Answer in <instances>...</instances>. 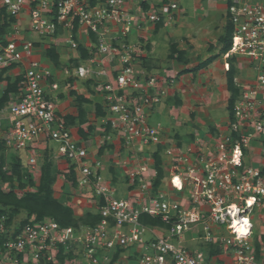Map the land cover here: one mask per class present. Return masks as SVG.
Returning a JSON list of instances; mask_svg holds the SVG:
<instances>
[{
  "label": "built area",
  "instance_id": "2783aa9c",
  "mask_svg": "<svg viewBox=\"0 0 264 264\" xmlns=\"http://www.w3.org/2000/svg\"><path fill=\"white\" fill-rule=\"evenodd\" d=\"M90 1L0 0V76L20 70L16 93L0 109V140L7 150L29 154L25 168L32 176L38 171L32 145L40 138L56 144V155L67 162L77 187L96 200L100 217L90 227H61L45 218L20 229L6 227L1 218L0 264H59V249L71 254L63 264H260L252 217L264 211V167L248 158L252 143L264 140V4L231 0L226 9L232 26L228 55L242 57L254 71L251 81L235 83L239 95L230 135L218 136V149L209 155L166 149L164 177L154 189L156 170L135 154L161 145L162 126L150 121L166 98L165 81L137 75L128 37L147 23L171 20L178 5L152 12L140 4L129 8L127 0ZM81 28L88 57L63 73L90 82L103 97L109 130L127 155L125 161L117 156L116 164L132 166L126 173L128 196H119L102 174L103 160L90 161L50 97L59 81L39 49L63 44L76 52ZM142 216L162 226H145Z\"/></svg>",
  "mask_w": 264,
  "mask_h": 264
},
{
  "label": "crops",
  "instance_id": "0c3cea01",
  "mask_svg": "<svg viewBox=\"0 0 264 264\" xmlns=\"http://www.w3.org/2000/svg\"><path fill=\"white\" fill-rule=\"evenodd\" d=\"M252 1L264 4V0ZM142 3L147 7L146 10H158L160 7L164 9L172 3L178 5V10L170 14L171 20L165 18L161 20V25L158 29V23H147L139 31H135L133 35L128 37L129 43L134 46L136 51L137 55L135 57H140L141 60L145 58L147 61V65L139 63L141 67L152 73L155 77L161 78L163 82L165 81L163 90L166 92V98L158 106V112L154 114L159 117L160 123L164 125L162 132L167 136V141L161 143L160 159L163 163L166 160V149L180 150L184 148V144L187 143L185 137H183L185 134H189V132L195 135L196 133L199 134L200 130L205 128L203 121L211 122V117L217 115L218 103L226 102L227 106L230 94L226 89L224 75L218 73L219 67L222 66L223 62V56L220 54L221 45L218 44V39L222 36L224 30L227 0H193L187 9H183L178 0H127L126 5L129 8H135L137 4L142 6ZM144 6H142L143 9ZM172 21L173 23H170ZM167 27H170L172 31L168 32ZM81 31L79 43L84 47V42L88 40V37L84 33L83 28H81ZM171 40L173 43H171ZM135 44L139 45L136 46ZM170 44L171 47L175 46L177 52L184 53L183 59L185 63L181 64L176 59H168L171 47L169 52L167 51L168 48H166L165 53L162 50L159 51ZM52 47H54L59 57V67L53 66L51 62L44 58L45 48L41 47L39 52L43 63L55 70V75L59 81V90L50 95L53 98L56 113L64 121H66L65 119L68 120L67 125L74 140L79 145L85 146L88 149L89 147L91 148L93 152L89 153L88 151L90 161L101 159L105 162L102 174L117 190L118 195L128 196L130 189L127 185L126 173L131 170L132 166L123 168V166L116 164L117 156L119 157L123 151L122 142L118 136H114L110 130H107V116L104 112L103 97L94 92L90 82L75 79L72 74H64L63 70L65 68L69 69L70 62L65 64L61 61L62 53L59 51L63 49V44L52 45ZM76 58L77 51L72 54V59ZM208 59L212 60L208 65L197 70L196 77L198 80H193L194 73L192 70L199 67ZM135 64L136 66L138 65L137 62ZM19 71L18 68L7 70L6 76L0 78V84L7 85L8 82L10 84L16 82L18 78H15V76ZM169 80L172 81L171 85L169 84ZM236 80L240 82L241 78L234 79L235 83ZM46 91L48 94L50 93L49 88H46ZM77 99L85 100V102L79 106ZM180 104L182 105L180 106ZM182 108L186 110V113L190 111L194 112L192 117L194 115L199 116L201 122L197 128L193 124L187 125L185 121L182 124L178 123ZM80 111L84 113V116L79 114ZM153 117L152 115L151 120ZM185 126H188V128ZM212 126L216 128L215 134H221L220 127H216V125ZM221 127L225 128L226 125L222 124ZM184 128L187 131L182 130ZM107 134H111V141L109 142L104 141V137ZM171 134L175 143L169 142L168 136ZM209 134L204 136L208 137L210 136ZM195 135H192L194 136L192 137L193 139L196 137ZM178 138H182V140L180 141ZM180 142H182L183 147L180 145ZM54 145L56 146V144L45 138H40L32 145L38 167L37 173L33 176L38 177L39 180L42 165L45 161H50V174L54 177V183L51 187L53 197L63 205L70 207L75 218H77L76 215L84 216L87 213L98 215L96 200L91 194L88 191L80 190L69 182L71 173L68 169V164L63 158L58 157L53 152ZM157 147H142L135 156L139 162L143 160L147 161V159H150L147 156L152 150L157 149ZM252 150L250 160L248 161L249 164L256 167H264V142L262 140L254 141L252 143ZM261 153L263 156H259L258 161H253V158H256L255 156L258 157ZM13 154L17 155L15 152ZM25 154V159L21 160L18 157L23 171H26L25 165L27 157H29L28 153ZM254 163L256 164L254 165ZM163 188L165 189L166 185ZM259 217V219L264 220L262 216ZM254 219L255 215L252 217L253 224ZM256 242L258 241L256 240ZM259 242L264 244L260 238Z\"/></svg>",
  "mask_w": 264,
  "mask_h": 264
},
{
  "label": "trees",
  "instance_id": "16d2710c",
  "mask_svg": "<svg viewBox=\"0 0 264 264\" xmlns=\"http://www.w3.org/2000/svg\"><path fill=\"white\" fill-rule=\"evenodd\" d=\"M93 3V0L90 1ZM231 5V0H227V6ZM144 6V3H142ZM143 8V7H142ZM147 7L144 6V10ZM12 21V19H11ZM224 32L222 36L218 39V44L221 45L220 54L226 55L231 46V37H232V26L228 20V15L225 18ZM161 23L157 24V29L160 27ZM6 25L1 28V32L4 31ZM76 25L74 28V39ZM91 40H94L93 36ZM176 55V56H174ZM184 53L177 52L175 46L171 47V53L168 57L169 60L176 59L179 63H185L183 59ZM88 57V52L84 49V47L79 43L77 49V58L72 59L69 69L77 68L80 62L86 60ZM44 58L47 59L51 64L55 67H59V57L55 52L54 47L46 49L44 51ZM212 59H208L204 63H202L199 67L192 70V72H196L197 70L205 67L210 63ZM1 78V77H0ZM235 69L232 66L231 62L229 63L226 72H225V84L228 93L230 94L229 99L227 100V112L229 113V118H232L233 113V105L235 100L239 95V89L235 85ZM1 80V79H0ZM19 81V79H17ZM17 91V83H7L5 91L0 97V109L4 108L7 102L10 99V96ZM78 105L81 106L85 100L77 99ZM80 115L84 116L82 111L79 112ZM65 124L67 125V119H65ZM82 123V119H81ZM68 126V125H67ZM109 130V126L107 127ZM264 142V141H263ZM6 148L3 146V142L0 141V153ZM162 147L158 146L156 151L153 153V168L156 170V178L154 180L153 188L156 189L161 180L163 179V171H162V161L160 159V152ZM15 162L11 165V169L9 170L11 174H8V171H4L3 167H5L3 156L0 158V183H8L12 184L13 179L17 181L22 180L21 176V162L15 157ZM51 162L45 161V163L41 167V174L38 180V184H34L32 180L29 181V186L34 188V191L25 193L22 197H18L17 193L13 190H9L8 192H3L0 188V219L4 218V225L6 227L15 226L16 228H22L28 223H36L40 222L45 218H49L59 224L61 227H74L79 228L80 226H95L100 217L98 215L85 214L82 219H75L73 212L70 207L63 205L57 199L53 197L52 194V185L54 183V177L50 174ZM70 180L73 186H77L74 179V174L72 170L70 171ZM19 189H24V185L20 184ZM20 211H24L27 214V218L23 221H20L17 224H14L13 218L19 214ZM140 222L145 226H162L159 221L150 219L146 216H142L140 218ZM261 240L264 242V236L261 237ZM256 255L257 257L260 254V246L255 243ZM70 259L71 254H64L62 249H59V253L57 256L58 263L63 264L65 259ZM115 258V257H114Z\"/></svg>",
  "mask_w": 264,
  "mask_h": 264
},
{
  "label": "rangeland",
  "instance_id": "374dc122",
  "mask_svg": "<svg viewBox=\"0 0 264 264\" xmlns=\"http://www.w3.org/2000/svg\"><path fill=\"white\" fill-rule=\"evenodd\" d=\"M178 1H179V4L182 6L183 9H187V7L193 2V0H178ZM151 11L154 12L155 10H151ZM24 18L26 19L25 15L21 16V19H24ZM170 23H173V21L170 22ZM169 25H171V24H169ZM167 29H168V32H171L172 31L170 29V27H167ZM137 31H139V30H137ZM46 42H47L46 44L49 45L48 41H46ZM171 43H173L172 40H171ZM135 45L137 46L139 44H135ZM162 45H164V44H162ZM130 46L132 47V49L134 51V55H137L135 53L136 51L134 49V46H132L131 44H130ZM167 46L168 45H166L165 48L163 47L159 51L162 50V52L165 53L166 48H168L167 51L169 52V49L171 47V44L168 47ZM50 47H52V46H50ZM59 52L62 53L61 54L62 57H63V58L61 57L62 63H65V64H68L69 62L71 63V61H72V54H74V52H72L65 45H63V49L60 50ZM222 56H223V62L221 64L222 66L219 67L218 73L224 75L223 76L224 77V82H225V72H226V69H227V67H228V65H229L230 62H231L232 66L235 69V79H238L240 77L241 78V81H240L241 83H245V81H251L253 79L254 71L251 68V66L250 67H247L246 62L244 61L245 59H243L240 56L230 57L228 54L222 55ZM192 57H194V56H192ZM135 62L138 63L137 67L138 68H141V69H137L136 70V73H137V75L139 77H142L143 74L145 76H152V73L146 71L145 69H143L141 67V65H147V61H146L145 58L141 60L140 57H138V58L135 57ZM139 63H141V65ZM65 64H63V65H65ZM157 64H158V62H157ZM197 72L198 71L193 72L194 74L192 73L193 74V80H198L197 77H196L197 76L196 75ZM236 82H238V81L236 80ZM173 84H174V82H173ZM5 88H6V85L5 84H0V97L3 94V92L5 91ZM228 97H227V99H228ZM262 98H263L262 105H263V110H264V93L262 95ZM236 100L234 102V105L237 103ZM182 104H180V106ZM234 105H233V109H234ZM217 106H218L217 115L214 116V117H211V119H212L211 122L210 121H208V122L207 121L206 122L203 121V123L205 124V128H203V130H200V133L199 134L196 133V135H195L194 133L192 134L191 132H189V134H185V136H183V137H185V140L187 141V143L184 144L185 146H184V148H182L183 147L182 146V142H180V145L182 146L181 147L182 149H180L178 152L181 153V151H183L185 153V151L187 150V152L190 151L192 153H195V151L197 150L198 153H200V151H203V153H205V151L207 150L206 154L209 155V153H212L211 152L212 150H214V152L217 151V149H218V143L221 141L220 139H218V136H220V135H221V137L222 136H225V135L229 136L230 135L229 124L233 121V113H232V118L230 119L229 118V113L227 112V109H226V102L218 103ZM185 111L186 110H183V108H182V113L179 114L178 123L179 124H182L183 121H185V123L187 125L193 124L194 127L197 128L199 126L200 122H201V119L199 118V116L197 117L196 115H194V117H192V115H193L194 112H191L190 110H188L190 112L189 113H186ZM156 112H158L157 109H154L153 110V114H152L154 117L150 121V123H152V124L159 123V124H161L162 129H163L164 128V125L162 123H160L159 117L157 115H154ZM214 123H216V124H214ZM222 124L226 125V127L225 128L224 127L222 128L221 127ZM206 125H207V127H206ZM212 125H216V127H220L219 129H221L220 130L221 131L220 132L221 134H219V133L218 134H215L216 133V130H215L216 128H214ZM185 127L188 128V126H185ZM186 128H184L182 130L187 131ZM1 131H0V136H1ZM214 131H215V133H214ZM242 132H243V130H242ZM206 134H209L210 136L205 137L204 135H206ZM163 135L164 136H162V138H161L162 139V142L161 143H165L167 141V136L165 134H163ZM192 135H195L196 137L193 139L192 137H194V136H192ZM172 137H173L172 134L170 136H168L169 142L172 141L173 143H175L174 142L175 140L173 141ZM178 139L180 141L182 140V138L181 139L178 138ZM255 141H259V140H255ZM262 141H264V140H262ZM3 146H4V143H3ZM189 147L191 148L190 150H188ZM56 149L57 148L54 145V148L52 149L54 153H56ZM87 150L89 151V153L93 152V151H91V148L90 147H89V149L87 148ZM155 151H156V149L152 150L150 152V154L147 156V157H150L149 160L151 161L150 162L151 165H153V158H151V157H152V155H153V153ZM25 153H26L25 151H19L18 153H15L17 155H14L12 151L7 150V149H5V150L3 149V151L0 153V158H1V156H3L4 163H5L4 165H5V168L7 169L6 171H8L7 172L8 174H11V172L9 170L11 169V165H13V163L15 162V159L14 158L15 157H17V158L19 157L21 160L22 159H25V156H26ZM126 156L127 155L124 154V151H122V154L119 155V158L121 159V161H123V160L125 161V157ZM259 156L261 157V156H263V154L262 153L259 154L258 157L255 156L256 158H253V161L254 160L255 161L256 160L258 161ZM130 157L131 158H135V156H133L132 154H130ZM248 160H250V157L248 158ZM255 164L256 163H254V165ZM119 166H122V165L120 164ZM123 168H125V166H123ZM20 172H21V176H22V180L20 182L13 179L12 184L0 183V188L2 189L3 192H8L9 190H13L14 192L17 193L18 197H22L25 193L34 191V188L29 186V181L32 180V182L36 185V184H38V177L29 175V174H27L26 171H23L22 169H20ZM20 184H23L24 185V189H19V185ZM57 194H60V193H57ZM254 215H255V219H254V224H255V226H254V239H256L257 241H259V238L261 239V237L264 236V220L263 219H259L260 218L259 216H262L264 218V211H261V213L258 214V215L254 213ZM76 217L77 218H75V219H82L84 216H77L76 215ZM26 218H27L26 212L20 211L19 214H17L13 218L14 224H17L20 221L25 220ZM259 262H260V264H264V244H261L260 245Z\"/></svg>",
  "mask_w": 264,
  "mask_h": 264
},
{
  "label": "bare ground",
  "instance_id": "6f19581e",
  "mask_svg": "<svg viewBox=\"0 0 264 264\" xmlns=\"http://www.w3.org/2000/svg\"><path fill=\"white\" fill-rule=\"evenodd\" d=\"M176 185H178L177 182H176ZM235 225H236V223H235Z\"/></svg>",
  "mask_w": 264,
  "mask_h": 264
}]
</instances>
